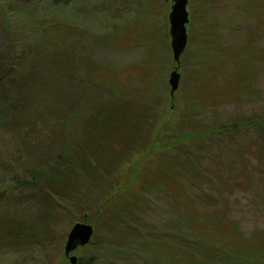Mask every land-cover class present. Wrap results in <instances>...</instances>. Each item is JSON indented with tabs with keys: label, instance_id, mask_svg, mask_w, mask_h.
I'll use <instances>...</instances> for the list:
<instances>
[{
	"label": "rangeland",
	"instance_id": "rangeland-1",
	"mask_svg": "<svg viewBox=\"0 0 264 264\" xmlns=\"http://www.w3.org/2000/svg\"><path fill=\"white\" fill-rule=\"evenodd\" d=\"M186 3L0 0V264H264V0Z\"/></svg>",
	"mask_w": 264,
	"mask_h": 264
},
{
	"label": "water",
	"instance_id": "water-1",
	"mask_svg": "<svg viewBox=\"0 0 264 264\" xmlns=\"http://www.w3.org/2000/svg\"><path fill=\"white\" fill-rule=\"evenodd\" d=\"M171 3L168 10V34L169 45L173 60L177 63L179 55L186 45V24L187 23V0H169ZM170 94L175 90L179 75L176 69H173L169 74ZM92 229L88 224L77 222L69 229L66 237L63 252L68 260V264H76L77 258L68 253L77 246H83L88 243Z\"/></svg>",
	"mask_w": 264,
	"mask_h": 264
},
{
	"label": "trees",
	"instance_id": "trees-1",
	"mask_svg": "<svg viewBox=\"0 0 264 264\" xmlns=\"http://www.w3.org/2000/svg\"><path fill=\"white\" fill-rule=\"evenodd\" d=\"M54 4H68L71 0H51Z\"/></svg>",
	"mask_w": 264,
	"mask_h": 264
}]
</instances>
